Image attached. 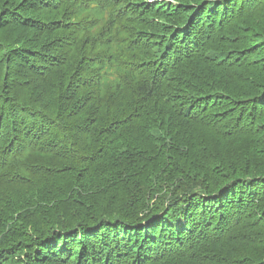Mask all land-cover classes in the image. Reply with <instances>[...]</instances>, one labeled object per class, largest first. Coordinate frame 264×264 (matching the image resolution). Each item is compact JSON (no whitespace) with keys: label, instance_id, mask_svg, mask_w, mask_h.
<instances>
[{"label":"trees","instance_id":"1","mask_svg":"<svg viewBox=\"0 0 264 264\" xmlns=\"http://www.w3.org/2000/svg\"><path fill=\"white\" fill-rule=\"evenodd\" d=\"M0 264H264V0H0Z\"/></svg>","mask_w":264,"mask_h":264},{"label":"rangeland","instance_id":"2","mask_svg":"<svg viewBox=\"0 0 264 264\" xmlns=\"http://www.w3.org/2000/svg\"><path fill=\"white\" fill-rule=\"evenodd\" d=\"M154 0H149V2H153Z\"/></svg>","mask_w":264,"mask_h":264},{"label":"bare ground","instance_id":"3","mask_svg":"<svg viewBox=\"0 0 264 264\" xmlns=\"http://www.w3.org/2000/svg\"><path fill=\"white\" fill-rule=\"evenodd\" d=\"M184 254V253H183ZM187 260H188V258H187Z\"/></svg>","mask_w":264,"mask_h":264}]
</instances>
